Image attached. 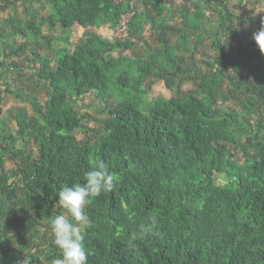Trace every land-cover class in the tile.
I'll return each instance as SVG.
<instances>
[{
  "label": "trees",
  "instance_id": "obj_1",
  "mask_svg": "<svg viewBox=\"0 0 264 264\" xmlns=\"http://www.w3.org/2000/svg\"><path fill=\"white\" fill-rule=\"evenodd\" d=\"M3 1L0 11L35 0ZM184 1L46 0L47 17L14 31L24 43L3 42L0 101L27 98L32 113L9 112L14 133L0 122V264L60 257L58 192L99 162L114 187L86 206L87 264H264V55L252 40L264 16L237 17L229 0ZM75 25L87 36L70 52L41 54L42 27L68 39ZM104 28L123 31L94 32ZM7 72L25 90H11ZM159 83L173 95L149 101Z\"/></svg>",
  "mask_w": 264,
  "mask_h": 264
},
{
  "label": "rangeland",
  "instance_id": "obj_2",
  "mask_svg": "<svg viewBox=\"0 0 264 264\" xmlns=\"http://www.w3.org/2000/svg\"><path fill=\"white\" fill-rule=\"evenodd\" d=\"M10 3H13V0H11ZM182 3L184 4L185 1L174 0L175 6H179ZM2 6H5V2L3 0H0V7ZM228 6L229 9H231V12L237 17L250 16L256 19L258 17L264 16V4L258 2L254 3L253 0H229ZM6 7L7 8L5 10L0 11V30L3 34V37L0 38V47L3 49V51L5 49L3 42L9 44L15 43L17 45H21L22 43H24V39L21 36L14 34L15 30H19L21 27H23L30 18H33L37 23H40V19H44L45 17H47L50 11L49 5L46 2V0H35L33 1V3L26 4L24 6L21 5V2H17L16 4L11 5V7L13 8L8 6ZM13 22H15V24H13ZM41 30L43 32V35L48 37L50 43H46L45 41L41 40V38L38 39L37 43L39 42L41 46L40 52L46 57L52 59L54 62L56 61V59L60 58L65 53L70 52L77 43H79L87 36V30L83 29L79 25L73 26L68 39H66L65 34L60 33L57 29L54 31H50L42 27ZM250 30H252V27L249 29V31ZM121 31H123V29L121 28L116 30L115 32L110 31L107 28L94 30L96 34L106 38L121 37L119 33ZM123 36L124 34H122V37ZM59 38H61V40ZM145 40L148 41L151 44V46H153V43L148 37H146ZM29 50L30 48L25 49L21 57L25 56L30 58L31 54ZM211 51L212 50L209 48V44L205 43L204 47L199 48V51L196 55L197 59H199L200 61L206 60L208 54L211 53ZM0 61H2V57H0ZM8 62L10 61L8 60ZM6 69H7L6 67L0 68V72L1 71L4 72ZM22 82L13 73H8L7 79L5 81V83L10 85L11 90L16 91L17 93L20 88H23L25 90V87L21 85ZM22 84L26 85L28 84V82L27 83L23 82ZM4 88L5 86H1V89ZM188 88L190 89L191 87ZM21 93L23 95L22 91ZM33 94H35L39 102L43 103L44 92L42 90L34 91ZM172 95H173V91L167 90L162 83H159L156 84L153 87V90L148 94V100L149 101L155 100L158 96H162L168 99ZM88 102L89 100H86L85 104L87 105ZM17 108H24L29 113H32L31 106L29 105L27 98L21 100L9 94L2 95L0 101V122H2L9 130H12L13 133L15 130V123L9 119L8 114L10 111H13ZM78 110L80 111V113H87L88 115L92 116L95 119L103 120L106 118V115L98 110V105L83 106L81 105V103H78ZM88 126L90 128H97L98 124L96 123L95 125L94 122H89ZM263 135H264V130L260 133V137H263ZM83 138H84L83 133H79L78 139H83ZM32 148H33L32 144L30 143L28 149H32ZM247 152L253 153V150L249 149L247 150ZM239 156L240 155H238L237 158ZM6 167L7 169L16 168V163L14 161L8 160L6 161Z\"/></svg>",
  "mask_w": 264,
  "mask_h": 264
},
{
  "label": "clouds",
  "instance_id": "obj_3",
  "mask_svg": "<svg viewBox=\"0 0 264 264\" xmlns=\"http://www.w3.org/2000/svg\"><path fill=\"white\" fill-rule=\"evenodd\" d=\"M252 40L261 55H264V20L260 29L252 34ZM114 187V177L104 162L84 174V183L63 185L58 192L57 203L64 214L56 215L51 221L53 243L60 257L51 264H87L88 252L84 244L81 225L87 223L86 206L93 197L108 192Z\"/></svg>",
  "mask_w": 264,
  "mask_h": 264
}]
</instances>
